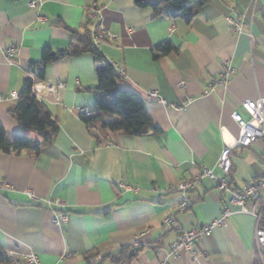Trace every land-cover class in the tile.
<instances>
[{
  "label": "crops",
  "instance_id": "obj_1",
  "mask_svg": "<svg viewBox=\"0 0 264 264\" xmlns=\"http://www.w3.org/2000/svg\"><path fill=\"white\" fill-rule=\"evenodd\" d=\"M30 1L0 0V95L20 92L44 48L65 50L69 30L100 24L113 38L99 51L124 70L117 87L144 99L158 132L133 137L88 128L80 113L94 109L95 97L87 91L97 84L94 57L49 63L44 80L31 78L43 89L36 97L58 122L53 141L38 155L0 152V182L12 187L0 190L3 252L34 254L41 264H90L96 256L97 264H258L254 219L238 213L199 241L193 255L168 258L180 231L217 218L223 198L215 182L203 178L189 195V208L178 213L181 193L167 190L202 167L221 176L216 164L227 147L231 187L239 190L264 176V137L235 145L239 128L231 118L236 111L248 119L241 104L264 97V0H207L192 6L190 24L155 17L134 0H42L34 9ZM229 20L242 23L241 31ZM164 41L175 50L155 53ZM9 49L15 52L8 55ZM220 74H227L221 82ZM57 83L63 87L55 91ZM149 91L162 103L148 100ZM14 104L0 100L7 135L39 139L11 117ZM45 198L64 202L67 223L52 224ZM170 214L175 223L165 226Z\"/></svg>",
  "mask_w": 264,
  "mask_h": 264
},
{
  "label": "trees",
  "instance_id": "obj_2",
  "mask_svg": "<svg viewBox=\"0 0 264 264\" xmlns=\"http://www.w3.org/2000/svg\"><path fill=\"white\" fill-rule=\"evenodd\" d=\"M206 2L207 0H134V5L139 9H151L155 17L190 24L196 15L192 6L199 8ZM69 33L70 43L65 50L52 51L44 48L41 51V60L32 64L27 71L29 77L24 80L15 104L9 111L19 127L36 133L39 139L19 134L9 137L0 125V152L29 150L38 155L43 146L53 141L58 131V122L51 117L45 104L32 93V78L42 81L49 63L83 54L94 57L97 80L95 87L87 89L94 95L95 103L93 111L80 113L83 123L99 132H120L133 137H145L158 132L148 116L144 99L131 90L117 87L122 77L93 44L90 29L69 30ZM174 50L170 41H164L153 48L155 53L162 55ZM8 262L9 257L0 248V264Z\"/></svg>",
  "mask_w": 264,
  "mask_h": 264
},
{
  "label": "built area",
  "instance_id": "obj_3",
  "mask_svg": "<svg viewBox=\"0 0 264 264\" xmlns=\"http://www.w3.org/2000/svg\"><path fill=\"white\" fill-rule=\"evenodd\" d=\"M42 0H33L28 3V7L34 9L40 5ZM233 30L240 32L244 26L240 22L233 23ZM173 26L170 27V31L173 30ZM90 37L93 44L98 48L103 41L110 40L113 35L110 34L105 28L98 24L90 28ZM15 52L14 49L8 50V55H12ZM120 77H123L124 70L114 65ZM228 73H231L229 70ZM227 73V74H228ZM227 74H220L219 82H221ZM215 84V82L213 81ZM213 83L209 86L213 87ZM183 83H179V87H182ZM63 85L57 83L54 87L55 91L61 89ZM43 89L39 84L33 83L32 93L41 95ZM53 90V88L51 89ZM18 93L11 91L6 96L0 95V100L16 101ZM148 100H155L158 103H162V100L158 97L155 91H149L146 93ZM241 107L248 116V119L242 118V116L236 111H232L231 118L237 124L239 128L238 138L235 140V145L247 147L259 138L264 137V97H261L255 101H246L241 104ZM82 113H87L82 112ZM216 167L222 172L221 176H217L213 169L202 167L198 173L190 180L180 182L177 187L168 189L170 191H178L181 193V200L177 207L178 213L185 212L190 206L189 195L195 190L197 185L203 178H209L213 180L222 193V209L220 215L209 221L207 224L200 228H192L187 231H180L177 239L170 245L168 258L174 259L179 256L181 252H186L191 255L194 254V247L199 241L203 240L211 230L215 227L224 226L227 224L230 217L234 214H246L250 215L254 219V254L255 261L258 264H264V176L255 180L247 182L242 189H235L231 187L227 181V175L231 168V162L229 159V148H225L216 164ZM123 186L122 184H120ZM12 188L7 182H0V190ZM25 194L30 198H35V195L30 191H25ZM44 202L47 204L48 210L52 213V224L56 227L67 223L68 215L65 211V204L59 198H45ZM175 223V215L170 214L163 219L165 226H171ZM136 244V241H134ZM204 254V253H203ZM100 258L98 256L90 259V264H97ZM8 264H41L38 257L34 254L25 255L22 257L12 255L9 257ZM160 264H168V261L161 262Z\"/></svg>",
  "mask_w": 264,
  "mask_h": 264
},
{
  "label": "water",
  "instance_id": "obj_4",
  "mask_svg": "<svg viewBox=\"0 0 264 264\" xmlns=\"http://www.w3.org/2000/svg\"><path fill=\"white\" fill-rule=\"evenodd\" d=\"M131 253H133V252H131Z\"/></svg>",
  "mask_w": 264,
  "mask_h": 264
}]
</instances>
